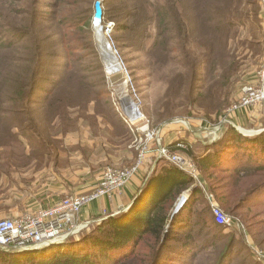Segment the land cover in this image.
<instances>
[{"label": "trees", "instance_id": "1", "mask_svg": "<svg viewBox=\"0 0 264 264\" xmlns=\"http://www.w3.org/2000/svg\"><path fill=\"white\" fill-rule=\"evenodd\" d=\"M112 2L114 40L123 49L143 53L149 63L181 62L188 73L175 74L168 93L176 86L178 90L187 87L188 104L199 108L205 118L222 115L224 109L219 104L220 99L217 104L216 92L239 70L237 48L235 50L233 43L243 26L238 20L244 15L247 4L252 3L249 0ZM85 4L87 7L72 0H54L48 4L41 0H0V125L29 118L24 126H18V131L16 126H12L10 132L0 131V151L12 148L6 141L11 138L23 148L28 145L33 151L45 154L51 145L49 132L53 123L68 120L69 111L76 108L74 105L89 106L103 96L95 87L94 80L98 81L93 73L95 67L91 69L90 64L73 53V46L79 45L84 37H89L94 45L95 9ZM254 9L257 10L258 5ZM255 10L247 15H257ZM218 58H222L220 62L228 60L224 68L219 67ZM206 64L221 70L215 84L217 90L204 85ZM45 83L47 87H43ZM40 90L44 91L41 98L38 97ZM92 93L95 94L93 100L90 99ZM36 121L45 128L37 127ZM236 131L233 125H223L219 132L223 136H218L212 144H203L205 151L200 155L193 154V150L201 143L182 153L200 164L205 189L212 194L213 202L220 203L238 222L239 213L257 208L258 202L264 203V132L245 137ZM35 140L40 144L33 149ZM131 148L135 149L132 144ZM170 149L176 150L175 145ZM161 162L164 164H157L127 211L90 225L79 240L69 239L40 253L17 255L0 251V264H124L135 258L138 248L148 241L147 236L159 242L150 264H161L163 253L168 254L165 250L171 247L182 249L184 261L186 252L196 258L202 248L197 241L196 225L203 223L209 231L230 227L217 225L204 189L196 187L188 175L171 163L163 159ZM186 192L189 198L174 213ZM203 199L209 203V209H203H208L209 215L199 211ZM257 216L262 217L261 227L252 239L262 238L258 241L262 247L264 209ZM213 236L217 238L216 234ZM235 243L225 245L227 249L215 264H235L243 254L252 255L246 247L236 249ZM121 253L125 256L118 259L115 254L122 256ZM251 258L258 262L254 256ZM240 264H247V259Z\"/></svg>", "mask_w": 264, "mask_h": 264}, {"label": "rangeland", "instance_id": "2", "mask_svg": "<svg viewBox=\"0 0 264 264\" xmlns=\"http://www.w3.org/2000/svg\"><path fill=\"white\" fill-rule=\"evenodd\" d=\"M41 1L46 4L54 3V0ZM72 1L81 7H87L85 3H88V8L90 5L94 10V3L99 0ZM100 1L104 9L102 26L109 23L115 24L114 20H111L113 15L111 6L114 2L112 0ZM152 1L156 2V0ZM249 1L253 5L247 4L244 15L239 18L238 21L243 22V26L233 43L235 50L237 48L236 61L239 63V70L231 76L222 90L216 92L217 104L220 99L219 104L224 111L222 115H214L211 119L205 118V114L198 110L199 108L188 104L187 87L178 90V86H176L175 90L168 93L173 76L177 73L185 75L188 73V69L181 62H171L166 65H159L155 62L149 63L143 53L132 49H123L114 40L127 71H121L118 67L109 73L106 61L98 47L97 35L92 27L94 45L91 44L89 37H84L79 45L73 46V53L79 59L90 64L91 69L95 67L96 71L94 70L93 73H96L98 77V81L94 80L95 87L97 91L100 90L103 93V96L94 100L89 106L74 105L76 108L69 111L68 120L55 121L50 132L48 131L51 145L45 150V154L40 150L33 151L28 145L23 148L15 144L16 142L11 138L6 140L12 148L0 151V219L14 218L51 208L55 205L49 207L40 205H47L53 200L54 194L61 195L62 199H67L90 191L98 184L102 174L107 169H131L135 167L139 157L136 144H140L141 148L148 147L154 152L142 168L146 169L148 175H151L154 164L156 166L159 162L164 164L161 160L165 159H159L157 150L159 144L164 146V131L167 130L172 133L192 132L194 135L200 129L197 122H203L207 128L206 135L210 139L215 137L214 140L218 136H223L222 133H219L223 125H233L237 130L236 132L245 137H255L261 134L262 132H259L264 129V115L260 109L237 114L228 123H222L228 108L239 100L242 88L257 84L258 72L264 58V0ZM257 5L258 9L255 10ZM250 10H255L257 15H247ZM152 34H155L154 29H152ZM112 36L114 39V34ZM225 57L227 58V55ZM221 59H217L219 67L224 68V65L228 63V58L223 62H220ZM54 61L56 60H52V62ZM219 67L216 69L212 65L206 64L205 72H203L206 88L214 86V90H217L215 84L221 77ZM43 85V87L48 86L47 83ZM71 85L76 86L73 83ZM43 96L44 91H38V97ZM94 97L95 94L92 93L90 99L93 100ZM105 100L107 101L106 104ZM132 101L138 105V111L141 115L139 120L132 121L133 124L128 119V113L122 112L124 110L120 107L123 104L130 107ZM215 103L216 101L211 106H214ZM28 121L29 118H24L12 123H2L0 131L10 132L12 126H16L18 131V126H24ZM36 125L45 128L44 124L37 121ZM218 127L220 129L215 135V129ZM150 134H154L153 139H149ZM47 135L44 134L45 139ZM177 142L185 144L186 149L184 150H190L193 147H190L185 140L176 141L172 146ZM202 142L206 143V140L202 139ZM39 144L40 142L35 140L33 149L39 148ZM131 144L136 153L131 148ZM29 145L31 146V144ZM193 151V154L200 155L205 151V147L200 144ZM178 152L196 165L200 183L192 179L195 186L200 187L201 184L200 188L204 189L206 196H212L205 189V182L200 173V164L186 154ZM62 192L65 193L62 194ZM206 202L208 201L203 199L199 206V211L201 209L203 215L208 214L209 203ZM214 204L223 209L225 214L231 218L230 213L220 203L215 200ZM206 207L208 209L204 211ZM263 209L264 203L258 202L257 208L239 213L238 222L231 218L232 226L226 230L214 228L209 231L203 223L196 225L197 241L202 248L200 247L199 256L196 258H193L192 253L186 252V261L188 260V263L191 262V264H215L227 249L225 245L232 241H236V249L247 248V240H251L253 234H257L261 227L262 217L257 215ZM174 210L176 211V209ZM215 234L217 238L213 236ZM146 239L148 241H145L138 248L135 258L127 263L123 262L124 264H150L151 259L158 251L159 242L151 241L152 238L148 236ZM231 239L234 240L231 241ZM261 240L254 241L252 239L253 243L250 245L251 251H253V246L257 248L256 254L251 256H254L257 261L259 260L258 262H254L251 256L249 257V254L246 253L238 257L235 264H240L244 258L247 259V264H250V261L252 264H263L261 256L257 254L262 252L261 254L264 256V246L258 245V241ZM172 248L165 250V253L168 254L163 253L161 264H188L183 259L182 249ZM13 252L10 251V254ZM45 252L47 253L49 250ZM121 254L122 256L115 255L121 259L125 256L123 253Z\"/></svg>", "mask_w": 264, "mask_h": 264}, {"label": "built area", "instance_id": "3", "mask_svg": "<svg viewBox=\"0 0 264 264\" xmlns=\"http://www.w3.org/2000/svg\"><path fill=\"white\" fill-rule=\"evenodd\" d=\"M114 28V23L102 26L104 35L108 37L110 48L116 55L119 68L121 71H127L112 36ZM257 81L255 85H247L242 88L239 100L228 108L225 120L222 123H228L235 115L249 113L253 109H260L264 115V58L261 69L258 72ZM129 120L132 122L131 119ZM219 129V127L215 129V135ZM153 135L150 134L148 136L149 139H153ZM135 146L139 154L135 167L131 169H107L102 174L98 184L90 191L64 199L48 209L14 218L0 219V251L10 253L17 247L20 248L18 252L33 251L32 249H26V247L51 240L65 239L73 234L75 232L74 223L82 210L91 203L104 197H111L124 189L129 181L142 170L150 155L154 153L148 147L141 148L140 144ZM170 147L159 144L157 150L159 159L164 158L179 171L199 182V173L196 165L178 152L186 149L185 144L182 142L175 143L177 151L171 150ZM208 200L211 203L212 214L217 225L231 227L232 219L214 204L211 195H208Z\"/></svg>", "mask_w": 264, "mask_h": 264}, {"label": "crops", "instance_id": "4", "mask_svg": "<svg viewBox=\"0 0 264 264\" xmlns=\"http://www.w3.org/2000/svg\"><path fill=\"white\" fill-rule=\"evenodd\" d=\"M197 126H199L200 129L197 130V132L193 135V133L183 132L179 131L176 133L169 132V130L164 131V145L166 146H172V144L176 141H182L185 140L189 143L190 147H196L198 143L201 144H212L214 141L213 137L212 139L209 138L207 134V128L204 126L203 122H197ZM172 133V134H171ZM202 139L206 140V143L202 142ZM156 168V165L154 164V168L152 170V173L154 172ZM142 169L139 173H137L126 185L124 189H122L120 192L113 194L111 197H104L101 198L87 207H85L82 212L79 214L77 220L74 223L75 232L71 234L68 237H72L71 239L79 240L80 235L90 226L95 223H99L100 221L105 220L109 217L117 216L118 214L122 213V209H126L127 207H131L133 202L139 197L142 189L144 188L145 184L147 183L148 177L151 175H148L147 171H143ZM142 172V173H141ZM200 182V181H199ZM94 184V183H93ZM197 186V185H196ZM65 192H62V194ZM189 198V192L184 193L181 198L179 199V203L182 201V199ZM62 200L61 195H55L53 197V200H51L47 205H40L42 207H49L50 205H56L60 203ZM185 201V202H186ZM185 204V203H184ZM114 215V216H113ZM65 243V242H64ZM252 239L247 240V251L250 252L252 255L256 254V247L253 245V251H251V244ZM63 243H57L55 245H61ZM54 246V245H52ZM51 247V246H50ZM45 249H39L34 251H26V252H14L13 254H23V253H40L43 252ZM262 252L257 253L259 256H261L264 264V256L261 254ZM259 261V260H258Z\"/></svg>", "mask_w": 264, "mask_h": 264}, {"label": "water", "instance_id": "5", "mask_svg": "<svg viewBox=\"0 0 264 264\" xmlns=\"http://www.w3.org/2000/svg\"><path fill=\"white\" fill-rule=\"evenodd\" d=\"M94 9H95V14H94L93 28H94V31H95V33L97 35V42L99 44V37H98V35H99V30L100 29H101L100 34L102 36H104L103 30H102V22H103L104 12H103V8H102V2L100 0L95 3ZM106 41L108 42V40H106ZM108 45H109V42H108ZM99 50L102 52V50L100 48H99ZM102 55H103V53H102ZM103 58H104V55H103ZM104 60H105V58H104ZM132 104L133 105H136V107H138V105L136 103H134L133 101H132ZM120 107L124 111L128 110L127 113L132 115V112H131L132 109L130 107H128L126 104H123ZM140 116H141L140 115V112L138 111L137 115H132V118L133 119L135 118V120H137V119H140ZM261 132H264V129L261 130L259 133H261ZM185 201H186V199H182V201L178 204L175 213H177L182 208V206L184 205ZM129 208L130 207H127L126 209H122V211L123 212L124 211H127ZM69 238L70 237H67L65 239H59V240H51V241L45 242V243H38L36 245L27 246L26 249H32L34 251L35 249L36 250H39V249L48 248V247H50L52 245H55L57 243L67 242L69 240ZM13 250H14V252H18L20 250V248L17 247V248H14Z\"/></svg>", "mask_w": 264, "mask_h": 264}, {"label": "bare ground", "instance_id": "6", "mask_svg": "<svg viewBox=\"0 0 264 264\" xmlns=\"http://www.w3.org/2000/svg\"><path fill=\"white\" fill-rule=\"evenodd\" d=\"M101 29L99 30V45L98 47L102 50V53L104 55L107 67H108V72L111 73L112 69L114 68H118V63L116 60V55L114 54L113 50L110 48V46L108 45L107 37L104 35L102 36L100 34ZM104 34V33H103ZM106 38V39H105ZM130 107L132 108V115H137L138 113V107H136V105H133L132 103H130ZM128 110L126 111H122L124 113H126ZM128 118L131 119L132 121H135V118H132L131 114H128ZM132 123V122H131Z\"/></svg>", "mask_w": 264, "mask_h": 264}]
</instances>
